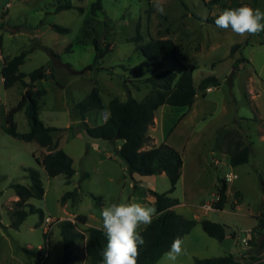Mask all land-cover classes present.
Returning <instances> with one entry per match:
<instances>
[{
	"label": "rangeland",
	"instance_id": "rangeland-1",
	"mask_svg": "<svg viewBox=\"0 0 264 264\" xmlns=\"http://www.w3.org/2000/svg\"><path fill=\"white\" fill-rule=\"evenodd\" d=\"M95 1L0 0V264H61V228L65 222L76 223L75 231L84 235L71 244L77 259L69 264H92L87 230L102 229V208L127 201L154 205L155 199L144 191L163 194L170 190L166 174L130 175L117 154L122 141L112 143L87 135L83 120L91 127L101 125L109 111L93 110L82 119L76 108L95 87L105 106L115 97L144 101L152 91L145 81L153 74L147 72V60L139 47L150 39H171L177 44V61L166 60L164 70L179 78L183 66L194 68L198 91L192 107L164 105L156 111L148 129L150 142L144 147L148 150L167 143L184 161L171 197L184 204L177 213L198 223L184 236L185 253L177 264L228 255L221 241L203 230V220L222 224L229 235L236 234L231 253L239 261L264 264L263 238L257 239V246L249 245L251 231L264 213V31L241 37L208 22L225 9L245 4L264 11V0H160L164 14L154 8L156 0H102L103 11L92 15L90 8ZM68 2L73 9L57 12L59 5ZM53 25L69 29V33H58ZM138 29L141 40L133 41ZM238 44L241 47L233 54ZM99 48L109 52L96 61ZM22 51H31L20 68L22 73L29 75L41 67L46 70L47 77L35 89L47 91L39 100V117L46 126L63 129L57 141L74 161L76 174L71 181L64 175L48 176L38 162L47 154L45 148L14 139L8 133V114L32 84L26 78L29 86L17 83L6 89L2 68ZM92 65L96 68L82 73ZM209 76L217 77L221 85L204 94L199 85ZM15 121L20 133L31 131L24 111L15 114ZM222 129L224 134H219ZM231 131L242 136L240 139L233 133L232 139L252 144L249 163L236 168L229 163V140L223 139ZM30 168L39 171L45 194L42 199H31L29 205L42 214L30 212L15 229L12 214L19 198L11 187L31 186L26 172ZM229 174L237 177L227 183L228 204L225 211L216 210L219 178L225 180ZM75 190L78 198L62 200ZM206 204L214 210H205ZM79 215L88 218L86 224L76 221ZM49 217L50 225L46 223ZM23 248L44 255L29 257ZM156 264L170 262L161 259Z\"/></svg>",
	"mask_w": 264,
	"mask_h": 264
},
{
	"label": "trees",
	"instance_id": "trees-1",
	"mask_svg": "<svg viewBox=\"0 0 264 264\" xmlns=\"http://www.w3.org/2000/svg\"><path fill=\"white\" fill-rule=\"evenodd\" d=\"M73 9L72 3L68 2L57 7V12ZM103 11L102 0H96L91 4L90 13L92 15ZM215 18H209L208 22L214 23ZM53 29L58 33H69V29L59 25H53ZM137 37L133 41L141 40L139 29ZM264 44V43H263ZM1 46V43H0ZM241 45H236L232 49L234 54ZM96 61L102 59L108 49L101 50ZM144 57L147 60V72L153 74L146 79V83L152 86L151 93L142 102L134 98H129L123 101L118 97L113 98L107 109L109 118L101 125L91 127L83 120L84 130L92 139L104 140L107 142L122 141L121 148L117 150L119 157L125 162L126 168L130 175L139 174L140 176H155L165 173L168 177L171 188L168 192L160 194L153 190H146L144 194L151 195L154 199V206L160 212L158 219L147 227L146 230H141V234L145 239V244L140 248L138 264H156L161 260L164 252L168 251L173 240L176 237L184 238L196 226L198 221L188 219L177 213L173 208L180 204L179 200L171 197L176 191L179 180L182 176L184 161L182 155L172 146L167 143H162L159 146L145 150L144 147L149 144L150 136L148 129L153 124L156 111L164 106L172 107H192L198 94L197 88L194 85L193 73L194 68L183 66L181 76H178L168 70H164V62L168 59L177 61L178 47L171 39H150V41L139 47ZM31 51H22L19 55L6 61L2 68V78L6 89L14 87L17 83L29 86L26 83V78L31 82V88H28L23 95L18 106L13 108L7 117L9 135L22 142H36L42 148L47 150L42 160L38 162L47 172L50 177L64 175L68 181H71L76 170L74 169V161L63 149L59 147L57 141L58 132L63 129L46 126L39 117V100L46 95L45 89L36 91V84L47 77L46 70L41 67L29 75L20 71L21 66L25 63ZM96 68L92 65L85 69L82 73ZM100 69V68H98ZM220 80L215 76H209L203 79L199 85L200 91L204 94L212 87H219ZM76 108L82 119L86 114L93 110L105 109L100 90L95 87L91 93L80 103L76 104ZM24 111L30 126L29 133H20L15 121V114ZM219 134H224V130H220ZM235 133L241 139L238 132H227L223 139L229 140V155L230 164L233 167H238L247 164L252 155V144L244 145L238 139H232V134ZM32 184L25 186L22 184H13L12 190L19 198L15 203V209L12 214V227L19 229L24 223L29 213H41V210L29 205L31 199H42L45 194L44 184L39 171L35 169H27ZM89 175L86 174L85 177ZM220 186L218 188V198L214 203L216 210L223 211L228 204V184L219 178ZM264 191V180H261ZM138 189L137 184L134 185ZM1 196V193H0ZM79 196L78 190L66 193L62 198L63 201L76 199ZM30 207V211L26 208ZM76 221L80 224H86L88 218L84 215H79ZM203 230L211 237L222 241L228 237L224 225L212 222L210 220L201 221ZM76 223L65 222L62 224L61 232L64 245V259L61 264H69L77 258L73 256L71 244L81 239L84 236L77 233L75 228ZM88 255L91 258L92 264H101L102 250L105 248L107 239L99 228H88ZM231 237H236L235 233L230 234ZM263 238L262 247H264V213L258 220V225L251 231L249 238L250 246H257V239ZM22 251L29 257H42L44 254L38 250L23 248ZM255 259V257L253 258ZM194 264H244L239 261L232 253L217 258L196 259Z\"/></svg>",
	"mask_w": 264,
	"mask_h": 264
},
{
	"label": "clouds",
	"instance_id": "clouds-1",
	"mask_svg": "<svg viewBox=\"0 0 264 264\" xmlns=\"http://www.w3.org/2000/svg\"><path fill=\"white\" fill-rule=\"evenodd\" d=\"M154 8L160 14L165 12L160 0H156ZM214 23L216 27L231 29L241 37L254 36L264 31V11L245 4L223 10ZM100 216L102 231L107 239L101 264H138L140 248L145 244L141 230H146L159 218L157 208L141 202H119L102 208ZM183 244V238L176 237L161 259L177 264L178 258L185 253Z\"/></svg>",
	"mask_w": 264,
	"mask_h": 264
},
{
	"label": "water",
	"instance_id": "water-1",
	"mask_svg": "<svg viewBox=\"0 0 264 264\" xmlns=\"http://www.w3.org/2000/svg\"><path fill=\"white\" fill-rule=\"evenodd\" d=\"M9 29V28H8ZM11 30V29H9ZM101 42V41H100ZM52 76H48V78H51ZM222 243V246L225 248V250L227 251L228 254L231 253L232 251V246L234 245L235 243V238L234 237H227L226 239L222 240L221 241Z\"/></svg>",
	"mask_w": 264,
	"mask_h": 264
},
{
	"label": "built area",
	"instance_id": "built-area-1",
	"mask_svg": "<svg viewBox=\"0 0 264 264\" xmlns=\"http://www.w3.org/2000/svg\"><path fill=\"white\" fill-rule=\"evenodd\" d=\"M236 177H237V176H236L235 174H229V175L226 176L225 181H226L227 183H228V182H233L234 179H235ZM203 208H204L205 210H207V211H212V210H214L213 206L210 205V204H206V205H204ZM51 222H52V221H51V218H50V217L46 219V223H47V224L50 225Z\"/></svg>",
	"mask_w": 264,
	"mask_h": 264
},
{
	"label": "crops",
	"instance_id": "crops-1",
	"mask_svg": "<svg viewBox=\"0 0 264 264\" xmlns=\"http://www.w3.org/2000/svg\"><path fill=\"white\" fill-rule=\"evenodd\" d=\"M105 106V105H104ZM108 106V105H107ZM107 106H105V111H108V109H107ZM87 118V117H86ZM109 118V114L108 115H106V120ZM105 120V121H106ZM86 121H88L87 119H86ZM104 121V122H105ZM103 122V123H104ZM102 123V124H103ZM230 163V162H229ZM231 165V164H230ZM232 167V166H231ZM232 168H236V167H232ZM163 174H165V173H163ZM163 174H161V175H163ZM184 204H182V203H180L179 205H177V206H175L173 209L176 211L178 208H180L181 206H183ZM239 208V206H237V209ZM226 209V208H225ZM225 209L223 210V211H225ZM227 234H228V237H230V235H229V233L227 232Z\"/></svg>",
	"mask_w": 264,
	"mask_h": 264
}]
</instances>
